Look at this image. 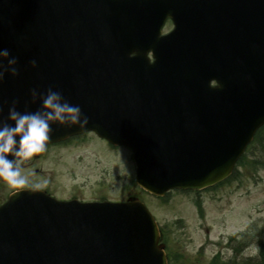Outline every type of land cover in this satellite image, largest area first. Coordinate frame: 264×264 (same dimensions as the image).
<instances>
[{"label": "water", "instance_id": "obj_1", "mask_svg": "<svg viewBox=\"0 0 264 264\" xmlns=\"http://www.w3.org/2000/svg\"><path fill=\"white\" fill-rule=\"evenodd\" d=\"M188 3L195 22L184 9L189 21L179 22L176 36L191 39V53H216L220 68L169 67L161 55L153 66L131 58L136 50L116 20V7L129 8L130 0H0V49L17 57L19 71L0 80V120L13 100L18 110L35 111L40 102L31 89L53 87L81 106L88 123L53 122L46 143L95 130L130 145L139 183L159 195L222 181L264 124V0ZM147 4L157 30L174 17L166 0ZM164 55L173 61L167 49ZM214 78L219 86L212 89ZM157 241L140 203L64 204L23 192L0 211V264H166Z\"/></svg>", "mask_w": 264, "mask_h": 264}, {"label": "rangeland", "instance_id": "obj_2", "mask_svg": "<svg viewBox=\"0 0 264 264\" xmlns=\"http://www.w3.org/2000/svg\"><path fill=\"white\" fill-rule=\"evenodd\" d=\"M131 156L130 148L112 147L89 133L41 158L25 160L22 166L29 178L26 186L47 187L61 198L127 200L139 195L156 215L164 241L176 255L171 264H212L216 254L221 262L256 264L264 241V167L253 161L260 156L264 162L263 146L247 154L230 180L199 193L172 191L164 200L134 185L136 165ZM15 188L3 184L0 202Z\"/></svg>", "mask_w": 264, "mask_h": 264}, {"label": "clouds", "instance_id": "obj_3", "mask_svg": "<svg viewBox=\"0 0 264 264\" xmlns=\"http://www.w3.org/2000/svg\"><path fill=\"white\" fill-rule=\"evenodd\" d=\"M17 63V57L12 56L9 49H0V80L6 73L18 75ZM31 64L36 66L37 61L33 59ZM31 96L33 102H40L35 111H20L16 107L17 101L13 100L6 119L0 120V180L20 188L29 184L23 161L46 151L53 122L68 126L88 123V116L81 106L70 102L58 89L49 87L42 92L33 88ZM3 112L4 106L0 105V114Z\"/></svg>", "mask_w": 264, "mask_h": 264}, {"label": "trees", "instance_id": "obj_4", "mask_svg": "<svg viewBox=\"0 0 264 264\" xmlns=\"http://www.w3.org/2000/svg\"><path fill=\"white\" fill-rule=\"evenodd\" d=\"M256 141H258L260 144H262L264 142V135L262 132H260L257 137H256Z\"/></svg>", "mask_w": 264, "mask_h": 264}]
</instances>
